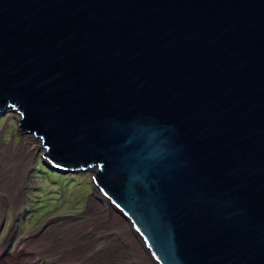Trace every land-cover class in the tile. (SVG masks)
Here are the masks:
<instances>
[{
  "label": "water",
  "instance_id": "95a60500",
  "mask_svg": "<svg viewBox=\"0 0 264 264\" xmlns=\"http://www.w3.org/2000/svg\"><path fill=\"white\" fill-rule=\"evenodd\" d=\"M8 110L155 264H264V0H0Z\"/></svg>",
  "mask_w": 264,
  "mask_h": 264
},
{
  "label": "rangeland",
  "instance_id": "374dc122",
  "mask_svg": "<svg viewBox=\"0 0 264 264\" xmlns=\"http://www.w3.org/2000/svg\"><path fill=\"white\" fill-rule=\"evenodd\" d=\"M21 118L19 112L12 110L5 114L0 113L1 140L6 145H11L14 153L18 152L22 145L27 150L24 159L16 167V162L12 164L5 184L8 185V181L16 176L22 178L23 182L15 183L9 190L0 188V205H3L0 206V264H144L143 257L133 253L136 249L119 237V232L113 234V230L116 232L118 229H115L112 218L104 214L98 221L96 213L99 210H94L97 207L91 209L96 195L105 200L95 188L94 172L67 171L48 163L43 157L47 151L43 140L34 132L20 130ZM35 141H40L39 147ZM4 154L6 151L2 150L1 155ZM3 167L4 164L0 165V175ZM10 167L11 163H8L7 168ZM17 194L20 195L14 198ZM115 211H112L113 215L119 219L121 214ZM91 213L96 215L91 217ZM94 219L97 226L91 223ZM90 223L91 227L81 231L76 243L61 247L64 253L67 249V255L60 254V251L48 257L47 253L35 255V252H29L31 249L23 250L25 245L31 248V234L37 236L38 233L41 235L43 232L46 234L49 231H59L61 235L69 232L68 236H74L76 232H71L74 226L82 228ZM133 233L131 229L124 234L127 238H132L135 235ZM103 242L102 248L90 253V250Z\"/></svg>",
  "mask_w": 264,
  "mask_h": 264
},
{
  "label": "bare ground",
  "instance_id": "6f19581e",
  "mask_svg": "<svg viewBox=\"0 0 264 264\" xmlns=\"http://www.w3.org/2000/svg\"><path fill=\"white\" fill-rule=\"evenodd\" d=\"M35 142H37V141H35ZM39 142L40 141L37 142V145H36L37 147L40 146ZM0 147L2 148V150L6 151V154H4V156L1 155L2 150L0 151V159H1V162H2V163H0V165L2 166L4 164V167H3L4 170L2 171V174L0 175V184H2V186L0 188L4 187L6 190H9V188L11 189L12 187H14L15 183H18L19 181L23 182L22 178H21L22 179L21 180L20 177L16 176L12 180L8 181V185L5 184V181L8 178L9 172L11 171L12 164L14 162H16V164H15V167H16L17 164L24 159V153L27 150H25L26 147L22 145L20 147V149H18V152L14 153L13 147L11 145H6L1 140V138H0ZM30 152L31 151H29V153ZM8 163H11V167L10 168H7V164ZM0 190H2V189H0ZM10 194H11V192H10ZM12 195H15V194H12ZM19 195L20 194H17V196H14V198L18 197ZM0 206L3 207L2 204ZM93 207H97L94 210H99L100 213H99V211H98V213H96L97 215L94 214V213H91V217H93V215H96L97 216L96 218L99 221L101 216H103L104 214L108 215L110 218H112V223L114 222L113 225L115 226V229H118V231H116V232H114V230H113V234H117L119 232L121 234V235H119V237H121L123 240H125L126 243H128V245L130 247L132 246V247H134L136 249L135 251H133V253H135V255H141L143 257V261L142 262L144 264H155L154 260L151 258V256L146 251L145 247L143 246V244L141 243V241L138 239V237L136 235H134L132 238H130V237L127 238L125 236L124 233L127 232L128 230H131V229H132V232H133V228L127 221L124 220L125 218L122 215H120V213L117 212L120 215V218L118 217L119 219H117L116 216L114 217L112 211H115V210H114L112 205H110L107 201L101 199L98 195H96L95 196V200L92 203L91 209ZM109 220L111 221V219H109ZM95 222H97L95 219L91 220L92 224H95ZM91 223L89 224V226H88V224H86V226L82 225L83 226L82 228L81 227L78 228L77 226H74V230L71 231L72 233L74 231L76 232V234L74 236H68L67 233H69V232L65 233L64 235L63 234L61 235L59 233V231H54V233L52 231H49L46 234H45V232H43V233H41V235H39V233H38L37 236L35 234H31V236H30L31 238L30 239H31L32 242L30 240H29V242L32 244V246H31V248H27V247H25L26 246L25 245L23 247V250L28 251L29 249H31V250H29V252L32 251L33 254L35 252V255H37L38 253H43V254L46 255V253H47L48 257H52L55 253H57V252L60 253V251L62 252L60 254L67 255L66 254L67 249H66V251L64 253L61 247L64 246V245H68V246L70 245L71 246V243H73V244H74V242L76 243L77 238H79V235H81V231L82 230L84 231L85 229H89V227H91V225H92ZM95 225L97 226V224H95ZM33 244H35V245H33ZM99 245L100 246L97 245L98 246L97 248H93V250H90V253L91 252L92 253L96 252L97 249L102 248L103 245H104V242L102 244H99ZM77 246H78V244H77ZM69 256H72V255H69ZM4 264H9V262H5Z\"/></svg>",
  "mask_w": 264,
  "mask_h": 264
}]
</instances>
